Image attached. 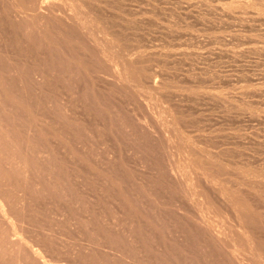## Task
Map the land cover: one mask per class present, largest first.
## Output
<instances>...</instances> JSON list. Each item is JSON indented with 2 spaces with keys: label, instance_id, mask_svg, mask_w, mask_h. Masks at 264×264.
I'll list each match as a JSON object with an SVG mask.
<instances>
[{
  "label": "rangeland",
  "instance_id": "obj_1",
  "mask_svg": "<svg viewBox=\"0 0 264 264\" xmlns=\"http://www.w3.org/2000/svg\"><path fill=\"white\" fill-rule=\"evenodd\" d=\"M51 2L0 0V264H264V0Z\"/></svg>",
  "mask_w": 264,
  "mask_h": 264
},
{
  "label": "bare ground",
  "instance_id": "obj_2",
  "mask_svg": "<svg viewBox=\"0 0 264 264\" xmlns=\"http://www.w3.org/2000/svg\"><path fill=\"white\" fill-rule=\"evenodd\" d=\"M11 2H12V5H13V9H14V13L16 14V15H19L20 17H27V18H31V19H37L38 17H40V16H42V15H54L51 11H49V13L48 14H45V13H41V12H39V10H38V12H37V10H29V9H27L25 6H23L24 5V3H25V0H10ZM52 0H42V3H43V6H42V8H47V7H49L51 4H52V2H51ZM42 5V4H41ZM28 12H32V13H28ZM56 19H59V20H61V21H63V18H61V17H56ZM75 22V21H74ZM75 25V24H74ZM78 25V22H77V24H76V26ZM80 25V24H79ZM78 25V26H79ZM76 26H74L75 28H76ZM77 26V27H78ZM82 26V25H81ZM83 28V27H82ZM79 30H82V29H79ZM77 31V30H76ZM87 31V30H86ZM78 33L80 32V31H77ZM84 32V31H83ZM77 33V34H78ZM87 33V32H86ZM80 34V33H79ZM80 36H82V35H80ZM129 49V48H128ZM187 54V53H186ZM176 56V55H175ZM71 60V59H70ZM144 64V63H143ZM136 91V90H135ZM103 148V147H102ZM1 195V194H0ZM2 197H3V195H1ZM1 197V198H2ZM4 198V197H3ZM3 200V199H2ZM2 200H1V202H2ZM4 201V200H3ZM5 201H6V199H5ZM2 202V203H0V221L4 224V232H5V234H6V236H8V239L13 243V244H18L19 243V245L21 244L22 245V242H24L23 240H21L22 238H21V236L19 235V233H18V228H16V225L14 224V223H12L11 222V218L9 217V215H11L10 213V211H9V206H7L8 204H6V202ZM5 203V204H4ZM13 221V220H12ZM11 222V223H10ZM7 223V224H6ZM203 223V228L204 229H206L207 231H208V233H209V235L212 237V238H214L216 241H219L220 243H222V241H224V240H222L221 239V237H219L217 234H216V232L213 230V228L212 227H210L209 226V224L207 223V222H202ZM8 225H10V226H8ZM214 226V225H213ZM217 230V229H216ZM219 239H221V240H219ZM19 241H22L21 243L19 242ZM24 246H26V247H28V245H24ZM23 245H22V247H24ZM254 247V246H253ZM25 248V247H24ZM31 248V247H30ZM32 250V249H31ZM33 251V250H32ZM31 251V252H32ZM32 254H37V252L36 253H32ZM235 253L234 252H230L229 253V257H231L234 261H236L237 262V259H236V257H235V255H234ZM39 255V256H38ZM257 256V255H256ZM34 257H35V255H34ZM36 257H39V258H41L42 259V257H40V254H37L36 255ZM39 258H37L38 259V262H39V260H41V259H39ZM255 257H253V259H254ZM256 260H257V258H256ZM261 260V259H260ZM41 263H43V261L41 262ZM238 264L240 263V264H242L241 262H237ZM256 263H258V261L256 262ZM43 264H45V263H43Z\"/></svg>",
  "mask_w": 264,
  "mask_h": 264
}]
</instances>
